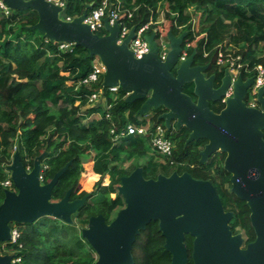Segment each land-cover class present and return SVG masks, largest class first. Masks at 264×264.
I'll return each mask as SVG.
<instances>
[{
	"label": "trees",
	"instance_id": "16d2710c",
	"mask_svg": "<svg viewBox=\"0 0 264 264\" xmlns=\"http://www.w3.org/2000/svg\"><path fill=\"white\" fill-rule=\"evenodd\" d=\"M102 0H68L62 17H77L96 8ZM121 11L122 23L140 27L150 21H161L150 29H157V39L172 30L175 35L183 31V49L190 55L196 49L194 64H209L206 75L216 74L218 83L224 67L217 65L219 52L235 48L234 55L254 68L264 64V0H112ZM190 10L192 13H190ZM130 14L131 17H130ZM193 14L196 21L193 22ZM39 20L34 10H11L6 14L0 7V204L5 193L3 182L10 177L6 166L12 162L18 148L24 166L32 169L35 158L47 164L44 182H49L69 160L72 164L60 176L53 189V200H61L72 188L71 199L82 198L91 192L85 204L73 215L88 224L93 215L102 214L107 222L116 210L125 206L118 194L121 177L141 166L146 178L159 174L170 175L169 166L177 165L179 173L188 171L195 178L210 180L216 187L226 210L233 211L231 228L244 230L246 243L256 238L251 224V210L247 203L231 191L230 173L224 169L226 154L216 152L208 161L200 162V150L206 139L193 141L186 147L189 130L183 127L179 135L167 130L175 143L174 164L152 151L150 137L128 134L113 139L111 129L119 132L128 124H145L148 120L139 110L144 100L127 102V92L122 88L112 93L103 89L105 104H91L90 95L102 88V83L85 85L82 81L93 69L95 58L89 51L72 45L60 48L38 30L29 29ZM102 35V33H100ZM190 44V47L187 45ZM244 78L254 73L242 70ZM184 91L193 96V84H186ZM224 104L211 108L219 112ZM56 107V110H55ZM165 108L151 110L153 123H161L159 115ZM108 114L110 117H108ZM146 159L139 165L126 168L123 164L133 159ZM89 163L86 185L95 183L93 191L81 190V177ZM109 177V183L102 179ZM108 179H106V182ZM114 195V196H113ZM21 230L22 249L16 256L20 264H94V249L83 238L76 223L69 225L53 217L44 216L33 223H12ZM194 238L186 236L189 252L188 264H195L192 257ZM1 249L4 251L3 247ZM132 253L134 264H171L172 255L165 248V238L158 221H151L137 236Z\"/></svg>",
	"mask_w": 264,
	"mask_h": 264
},
{
	"label": "water",
	"instance_id": "95a60500",
	"mask_svg": "<svg viewBox=\"0 0 264 264\" xmlns=\"http://www.w3.org/2000/svg\"><path fill=\"white\" fill-rule=\"evenodd\" d=\"M3 1L12 10L36 11L39 20L28 28L38 30L49 41L74 43L86 48L89 57H98L106 68L102 86H120L127 92L129 103L144 100L141 116L163 107L159 120L169 131L182 127L190 131L185 145L206 139L199 152L201 163L216 152L225 153L223 166L231 175V191L251 210L256 238L245 245L242 234H235L231 228L233 212L225 209L210 180L176 170L148 179L139 166L122 176L117 187L125 206L110 222L102 214L93 215L81 229L83 238L97 253L94 264H134L133 244L151 221L159 223L165 248L172 255L171 264H188L187 235L194 238L195 264H264V85L259 89L258 107L245 101L254 75L244 78L239 73L234 79L226 67L220 86L215 87L216 75H206L209 64H194L196 49L180 60L187 31L180 35L168 31L170 49L164 59L160 57L157 31H153L146 35L149 52L137 58L129 47L137 26H132L128 37L119 43L120 21L111 25L106 17L108 34L100 35L85 22L91 5L82 15L66 20L62 17L65 7L49 0ZM186 84H193L196 99L184 91ZM230 88L233 93L227 96ZM224 97L225 107L214 111L210 102ZM46 153L38 155L33 168L27 169L16 148L11 164L6 166L16 189L6 188L0 204V264H14L13 255L1 249L11 239L12 223H33L49 216L71 225L73 215L91 194L72 200L70 188L61 200H53V189L72 160L43 183L41 159Z\"/></svg>",
	"mask_w": 264,
	"mask_h": 264
},
{
	"label": "built area",
	"instance_id": "2783aa9c",
	"mask_svg": "<svg viewBox=\"0 0 264 264\" xmlns=\"http://www.w3.org/2000/svg\"><path fill=\"white\" fill-rule=\"evenodd\" d=\"M58 5H62L67 7L68 0H49ZM0 7L6 13L9 14L11 12V8L3 1L0 0ZM64 13V12H63ZM62 13V14H63ZM121 11L118 6H116L115 2L112 0H102L101 3L94 8L91 12H88V15L85 19V22L90 24L93 31L96 33H102V35L108 34V31L105 28L104 19L106 17L109 18V22L113 25L117 20L120 21V35H119V43H122L129 35L131 27L127 23H122L120 19ZM132 14H130L131 17ZM66 20H71L72 17H63ZM159 21H150L149 23L137 27L135 30V36L130 40L129 47L133 50L135 56L137 58H141L144 54L149 52V42L146 40V35L151 34L150 29L153 25L160 22ZM195 23V20H193ZM154 31H157L155 29ZM158 44L160 46V57L164 59L166 57L167 52L170 49V44L168 47V38L167 35H162L160 39H157ZM60 48L67 49L70 48L74 43H66L59 42ZM190 47V44L187 45ZM234 51L231 48L225 51H220L217 58V65L219 67H228L230 72L235 79L239 73H242L244 70L246 73L253 72L255 76V81L252 87L249 89V104L250 106L255 107L259 105L258 102V93L260 87L264 85V64H258L253 69L248 67L247 64H244L241 61L240 55H234ZM188 55V50L183 49L181 53L180 60L186 59ZM106 71L104 64L100 61L98 57L95 58L93 63V69L88 74V76L82 81L85 85H94L103 82V76ZM103 89H109L110 92L116 93L119 91L120 86H112L108 88H100L98 91H94L89 98L91 104H95L100 100L103 96ZM232 88L227 91V96L231 93ZM225 100V99H224ZM109 105L106 106V109H109ZM108 117L110 115L108 114ZM167 128L164 122L161 123H153L151 119H148L145 124L137 125V124H128L126 127L121 129L119 132L116 127L111 129V133L113 135L114 140H118L120 137L128 135V134H138L142 136L150 137V146L152 151L160 154L164 159L170 161L171 164H174L172 156L174 153L175 143L174 141L167 136ZM30 169V168H28ZM48 169V165L42 164L41 172H40V180L44 182L45 171ZM4 188L15 190V185L11 176L7 178L3 182ZM21 239V230L18 226H11V239L2 244L4 251L3 253L13 255L12 262L14 264H20L22 262V258L16 256V253L22 249V243H20Z\"/></svg>",
	"mask_w": 264,
	"mask_h": 264
},
{
	"label": "rangeland",
	"instance_id": "374dc122",
	"mask_svg": "<svg viewBox=\"0 0 264 264\" xmlns=\"http://www.w3.org/2000/svg\"><path fill=\"white\" fill-rule=\"evenodd\" d=\"M190 13H192L191 10H190ZM196 19H197V18H196V14H193V20L196 21ZM168 42H169V41H168ZM169 44H170V43H168V47H169ZM229 48H231L232 50H235V48H234L233 46H230ZM98 103H99V102H96L95 104H98ZM55 110H56V107H55ZM150 113H151V111H150L148 114H146L145 117H147L148 119H151V118H150V117H151ZM150 151H151V154H152V153H153L152 150H150ZM145 161H146V159H144V158H143V159H141V158L133 159V160H131V161H126V162L123 164V166L126 167V168H130V167H132V165H136V164L141 165V164H143ZM10 164H11V163H10ZM89 167H90V164H89V163H86V164H85V172L82 174V177H81V190H85V191H93V190L96 188L95 183H96L97 181H99V179H100V176H99L98 179H97L96 181L93 182V184H91V185H89V186L86 185L87 175L90 174V173H89ZM176 169H178V166H177V165H175V166L171 165V166L168 167L167 172L169 173V172H171V171H175ZM106 179H108L107 182H106ZM102 182H103V184H105V185L108 184V183H109V177L106 176L105 178H103V179H102ZM113 196H114V195H113ZM117 211H118V210H116V211L113 213L112 218L116 215ZM60 221H61V220H60ZM74 222L76 223V225H77V227L79 228V230L82 229L83 227H86V226H87V225H85L82 221H79V220L76 219V218H74ZM95 256L97 257V253H95Z\"/></svg>",
	"mask_w": 264,
	"mask_h": 264
},
{
	"label": "flooded vegetation",
	"instance_id": "af4514ba",
	"mask_svg": "<svg viewBox=\"0 0 264 264\" xmlns=\"http://www.w3.org/2000/svg\"><path fill=\"white\" fill-rule=\"evenodd\" d=\"M216 75V74H215ZM220 84H221V82L220 83H218V80H217V77H216V80H215V87H219L220 86ZM229 91V90H228ZM232 93H233V90L231 91V93L229 94V96L230 95H232ZM227 97V96H226ZM226 97H224V98H222L220 101H211L210 102V106H211V103H213V105L215 106L216 105V103H219V102H221V103H223L224 104V106H223V108L225 107V101H226ZM225 99V100H224ZM245 101H246V103H247V105H249L250 106V104H249V92H248V94H247V96H246V98H245ZM259 105H256L255 107H258ZM222 108V109H223ZM215 111V110H214ZM183 128V127H182ZM182 128L181 129H179V130H177V129H173L172 131H173V133H174V135L176 134L177 136L179 135V131H181L182 130ZM189 133H190V131H189ZM188 136H189V134H188ZM188 138V137H187ZM187 138H186V140H187ZM186 140H185V142H186ZM189 145V144H188ZM184 146L186 147L187 145H185V143H184ZM230 184H231V182H230ZM227 211H230V210H227ZM233 212V211H232ZM234 215V214H233ZM233 230V229H232ZM233 232L236 234V233H241L242 234V236H243V238H244V242H245V245L246 244H248V243H246V236H245V234H244V230H242V229H239V231L238 232H236V231H234L233 230ZM255 240V239H254Z\"/></svg>",
	"mask_w": 264,
	"mask_h": 264
},
{
	"label": "crops",
	"instance_id": "0c3cea01",
	"mask_svg": "<svg viewBox=\"0 0 264 264\" xmlns=\"http://www.w3.org/2000/svg\"><path fill=\"white\" fill-rule=\"evenodd\" d=\"M100 104H105V106H106V100L103 98V97H101L100 98V100L98 101Z\"/></svg>",
	"mask_w": 264,
	"mask_h": 264
}]
</instances>
